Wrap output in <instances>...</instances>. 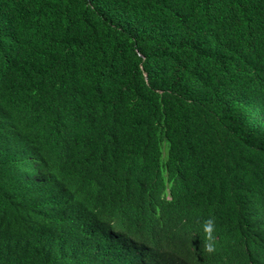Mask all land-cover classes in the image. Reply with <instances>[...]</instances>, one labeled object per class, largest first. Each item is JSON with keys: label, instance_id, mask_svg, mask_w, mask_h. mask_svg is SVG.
<instances>
[{"label": "trees", "instance_id": "trees-1", "mask_svg": "<svg viewBox=\"0 0 264 264\" xmlns=\"http://www.w3.org/2000/svg\"><path fill=\"white\" fill-rule=\"evenodd\" d=\"M0 264H264V0H0Z\"/></svg>", "mask_w": 264, "mask_h": 264}, {"label": "clouds", "instance_id": "clouds-1", "mask_svg": "<svg viewBox=\"0 0 264 264\" xmlns=\"http://www.w3.org/2000/svg\"><path fill=\"white\" fill-rule=\"evenodd\" d=\"M202 230L205 234L206 243L204 245V250L208 253L215 251V236L216 231V221L214 217H209L202 222Z\"/></svg>", "mask_w": 264, "mask_h": 264}, {"label": "rangeland", "instance_id": "rangeland-1", "mask_svg": "<svg viewBox=\"0 0 264 264\" xmlns=\"http://www.w3.org/2000/svg\"><path fill=\"white\" fill-rule=\"evenodd\" d=\"M164 150H165V148H164Z\"/></svg>", "mask_w": 264, "mask_h": 264}]
</instances>
